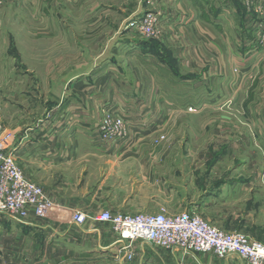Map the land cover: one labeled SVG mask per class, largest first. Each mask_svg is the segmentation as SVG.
<instances>
[{
  "label": "rangeland",
  "instance_id": "obj_1",
  "mask_svg": "<svg viewBox=\"0 0 264 264\" xmlns=\"http://www.w3.org/2000/svg\"><path fill=\"white\" fill-rule=\"evenodd\" d=\"M205 1L0 0V135L48 116L45 141L60 159L45 175L44 190L55 205L49 218L63 214L65 201L73 206L66 210L71 219L80 206L94 217L102 210L135 212L162 201L157 192H171L191 175L181 167L176 176L160 172L162 144L175 146L169 158L198 161L197 183L210 173L209 166H199L206 159L223 161L212 173L221 177L207 185L227 175H264V136L251 119L255 111L264 115V0H233L241 20L236 27L257 34L243 40L234 35L232 14L215 19L226 0H211L213 20L204 23ZM245 18L255 20L254 32L246 29ZM129 50H143L151 59L139 60ZM184 50H213L215 69ZM218 50H224L222 58ZM82 79L86 82L78 84ZM117 91L147 98L124 103ZM156 93L165 100H156ZM78 176L90 179L89 190L97 183V192L69 200L49 194L56 187L75 192ZM233 185H225V202L219 199L207 210L222 206L226 213L201 216L225 228L219 219L244 209L250 214H244L247 229L241 231L260 239L250 228L253 217L264 220V189L253 194L246 184ZM190 192V200L198 202L200 190ZM236 229L232 222L229 230Z\"/></svg>",
  "mask_w": 264,
  "mask_h": 264
},
{
  "label": "crops",
  "instance_id": "obj_2",
  "mask_svg": "<svg viewBox=\"0 0 264 264\" xmlns=\"http://www.w3.org/2000/svg\"><path fill=\"white\" fill-rule=\"evenodd\" d=\"M226 1L227 7L224 8L222 13L220 12L221 14H217L215 19L219 15H221L222 18H227L232 14V18H234L232 21L233 24H235L234 28H236L234 34L236 38L242 40L243 38L246 39V37L248 38L249 36L255 38V36H257L256 32H254L256 28L254 29L252 24L255 20H253V18L243 19V23H246V29L250 27L252 28V32L255 33L248 35L247 30H242V27L240 29L238 26L236 27V23L238 24L241 20H238V12L234 9L233 0ZM205 2V6L206 4L207 6L203 10L206 16L203 18L204 23L209 24L208 21L213 20L211 17L213 3L211 0H206ZM217 19L220 20V18ZM256 20L258 19L256 18ZM246 49L247 48H244L242 50ZM249 49L250 48L247 50ZM212 51L213 50H193L192 53L190 50H184L185 54L186 52H189V54H192V57L195 59L202 56L205 62L204 66L208 65L210 71H213L216 67L215 65H212ZM129 52L131 55L135 54L139 60L142 59L144 62L151 59H149V57L147 58L149 55H147V53L143 50H129ZM223 52L224 50H218L219 58H222L224 55ZM174 53L178 54L179 50H174ZM215 53L216 52H214V54ZM238 54L243 55V52H239ZM189 60V62H186L190 63L193 61L191 59ZM132 61L133 60L131 58V63L128 68L129 70L133 68ZM157 64H160L158 66L159 70L163 71L162 64L160 62H157ZM246 65L247 64H243L242 66L245 67ZM219 67L221 69L223 65L220 64ZM256 67L257 66H255V68ZM170 76L174 77L173 74H170ZM189 80L190 78L188 81ZM80 82L84 83L86 81L83 79L79 80L78 84ZM114 93L117 98L124 103L126 101L143 102L142 100L147 98L144 94L141 95L137 92L132 95L131 93L128 94L123 91H117ZM109 97L112 99L111 102H117L116 97ZM155 98L159 101L161 99L165 100V97L159 93L155 94ZM255 113V115H253L254 113H251V119L253 120L254 125L253 128L256 130L258 135L264 136V115H260L261 111L260 113L255 111ZM47 117L48 116H45L44 114L43 117H41L42 120H40V123L38 122V124L33 122L35 120L33 118L32 122L28 124V127L22 130L20 126L17 127L16 130H9L13 133V135H15V142L12 143L10 151L13 152L18 164L23 169L25 174L33 181L40 184L44 189L48 188L45 177L47 171L51 169L53 162L60 160L53 158L51 152L49 151L53 152L55 147H50L48 141H45L46 127L44 126V122L47 120ZM5 131H8V129H5L4 132ZM261 142L264 143V138H262ZM174 147V145L166 144H162L158 147L159 151H162V158L161 160H157V168L161 169V173H171V175L176 176L179 174L181 167L183 171L187 172V174H191L189 176L190 179H187L185 182L181 181V186L175 190L171 189V192L168 189H164V191L160 193L157 192L156 198H159L162 201H158L150 208L137 210L135 212H124L156 213L165 211L167 214H179L183 211H191L200 215L205 214L209 216L214 213H226L223 212L222 206H219V211H207L209 210V205H215L217 203L216 201L221 202V200L224 199L223 202H225V195L222 196V194L226 189V184H229V186L232 184L235 186V183L237 182L242 185L246 184L245 186H250L252 188L253 194L258 193L261 189H264V175L261 174L249 176H243L242 174L235 176L227 175L225 178H221L216 182H213V184L207 185V180H213L216 179V177H221L212 174L216 172L215 169L219 167L221 162H223L221 159H206L199 161V166H209L210 173L206 176H202L203 178L197 183L195 171L198 166V161L195 159L177 160L173 157L169 158V156L174 155V153L171 154L170 152L174 151ZM75 150H77V148H75ZM166 151H169L170 153L165 155L164 153H166ZM78 158L79 160L82 158L81 154ZM61 162L63 163V161ZM75 181L77 184L75 192L69 191V194H64L63 188L56 187L55 189H51L49 194L52 193L53 195L51 196L56 199L69 200V197L73 196L88 198L94 195L99 189V186L97 187L96 183V187L92 186L89 190L90 179L85 180L78 176ZM80 182L83 183L82 189H79ZM102 184L103 182H100V186ZM222 184H224V186H222ZM244 185L242 186V189L247 188ZM195 189H198L201 192L200 196H198V199H200L198 202L190 200L189 193H191V190ZM168 191L170 193H168ZM219 199L221 200L219 201ZM64 204L68 207L66 210L73 207L68 201H65ZM253 204L254 202L252 203V206ZM78 209L86 213L84 206H80ZM66 210L60 217H58V215L57 217L48 219H33L28 223L5 222L0 220V249H2L0 252V264H249L247 260L238 255H229L225 258H221L213 252L198 254L183 251L179 248L166 249L140 240L132 242L131 244L129 242H123L117 237L110 223L100 222L91 217L87 218L84 223L73 222L70 212ZM244 214L250 213L243 209L239 211L236 210V212L229 214L228 217L223 216V219L219 220L222 222L221 225L227 229L221 227L219 228L227 231H241L243 229H247L248 221L245 219ZM209 219L211 220V218ZM251 221V233H253L254 236L259 237L260 239L258 240H261V238H264V220L257 222L258 219L253 217ZM232 222H235L238 229L229 230L232 226ZM4 231L11 232V238L9 235L5 236ZM257 233L258 235H255ZM22 247L23 249H21ZM3 248L7 250V254L5 251L3 253ZM130 252L133 254L132 259H129L127 256Z\"/></svg>",
  "mask_w": 264,
  "mask_h": 264
},
{
  "label": "built area",
  "instance_id": "obj_3",
  "mask_svg": "<svg viewBox=\"0 0 264 264\" xmlns=\"http://www.w3.org/2000/svg\"><path fill=\"white\" fill-rule=\"evenodd\" d=\"M13 139L10 131L0 135V217L15 223L49 218L55 207L54 201L18 164L10 151ZM89 217L75 211L72 221L84 223ZM91 218L110 223L117 237L130 244L140 240L166 249L179 248L198 254L213 252L221 258L238 255L249 264H264L263 241L242 231L221 229L195 212L112 213L102 210ZM127 256L132 259V252Z\"/></svg>",
  "mask_w": 264,
  "mask_h": 264
}]
</instances>
